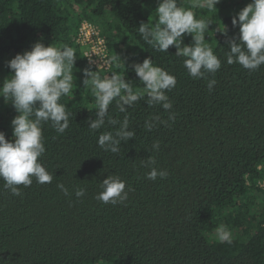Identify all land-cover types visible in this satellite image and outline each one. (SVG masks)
<instances>
[{"label":"trees","instance_id":"trees-1","mask_svg":"<svg viewBox=\"0 0 264 264\" xmlns=\"http://www.w3.org/2000/svg\"><path fill=\"white\" fill-rule=\"evenodd\" d=\"M147 1L0 0V83L11 74L6 62L36 42L70 46L77 56L73 91L60 99L71 114L69 128L58 134L50 121L42 123L46 151L39 159L54 176L52 183L33 179L15 196L0 179V264H264V189L258 185L264 163V65L249 71L226 62L228 41L239 34L232 18L247 4L235 1L229 12L209 15L205 43L222 66L206 79H194L175 46L160 52L143 40L140 23L155 22ZM85 18L105 31L108 76L117 73L134 91L142 89L134 65L151 57L154 66L177 79L167 92L175 120L151 131L145 121L168 118L160 105L141 99L121 113L112 102L109 114L121 122L127 115L136 134L118 153L104 151L97 140L119 125L106 122L95 133L89 128L96 104L91 83L84 84V69L101 78L106 72L89 65L76 43ZM224 26L226 32H216ZM190 37L185 45L193 42ZM211 79L216 84L209 91ZM18 114L0 96V131L9 140ZM156 141L158 151L152 147ZM150 155L155 167L168 171L166 179H147L150 168L142 161ZM108 175L126 182L127 200L113 205L96 199ZM77 188L85 189L83 197L75 196ZM218 225L230 230V244L217 239Z\"/></svg>","mask_w":264,"mask_h":264},{"label":"clouds","instance_id":"clouds-1","mask_svg":"<svg viewBox=\"0 0 264 264\" xmlns=\"http://www.w3.org/2000/svg\"><path fill=\"white\" fill-rule=\"evenodd\" d=\"M219 3L220 0H195L193 6L212 11L217 9ZM155 16L152 25L141 22L138 28L148 45L160 52H168L170 46H175V55L186 58L184 67L194 79H206L220 70L221 59L205 43V32L212 24L210 20L196 18L194 12L184 7L181 0H160ZM232 24L239 26V34L228 41L226 62L229 65L239 64L249 71L258 70L264 65V0H251L237 16H233ZM217 31L227 30L224 26L223 29L217 27ZM185 34L193 36V42L189 45L183 43ZM116 58L112 57L113 60ZM76 59V53L70 46L61 48L36 42L30 50L18 53L6 62L11 74L0 83V96L6 102L10 101L19 114L11 121L12 140L0 131V179L4 181V187L15 196L22 195L21 186L30 187L33 179L41 185L50 184L54 179L39 159L46 151L42 123L50 121L58 134H63L69 128L71 114L60 103V99L73 91ZM134 71L143 84L142 89L135 91L130 82L117 73L101 78L89 68L84 69V84L91 83L96 104V118L90 119V130L95 133L106 122L112 126L119 125L115 132L104 131L98 137L99 147L106 152L118 153L120 144L136 135L135 131L130 130L127 115L121 122L109 114V106L114 100L121 113H127L128 108L141 99L146 100L150 106L160 105L169 112L167 120L155 116L145 121L144 126L148 131L158 124L175 120L176 114L169 111L173 104L167 92L176 86V77L164 68L154 66L151 57L136 63ZM215 84V79L208 81L209 91L214 89ZM152 147L158 151L159 142H154ZM156 163L155 157L151 155L142 161L143 167L150 168L146 173L147 179H166L168 171L158 169ZM57 187L69 195L63 183ZM101 189L96 199L113 205L127 200L131 191L130 188L126 190V182L118 175H108L102 181ZM84 195L85 189L75 190L77 198ZM216 236L220 243L232 242L231 232L225 225L216 227Z\"/></svg>","mask_w":264,"mask_h":264},{"label":"built area","instance_id":"built-area-1","mask_svg":"<svg viewBox=\"0 0 264 264\" xmlns=\"http://www.w3.org/2000/svg\"><path fill=\"white\" fill-rule=\"evenodd\" d=\"M76 43L82 47L83 55L89 65L108 73L111 67L108 41L98 22L83 19L79 24ZM259 169L263 174L258 185L264 189V163L259 165Z\"/></svg>","mask_w":264,"mask_h":264},{"label":"rangeland","instance_id":"rangeland-1","mask_svg":"<svg viewBox=\"0 0 264 264\" xmlns=\"http://www.w3.org/2000/svg\"><path fill=\"white\" fill-rule=\"evenodd\" d=\"M235 1L241 2V4L242 3L248 4L251 2V0H220V3L216 6L217 9H214L212 11H209L208 9H201V8L194 7L193 5L195 3V0H181V3L183 4L184 7L190 8L194 12L196 18L199 19V18H202V16H204L206 18L205 20L207 21V20H211L210 14L212 12L219 13V14H216L218 16H221L222 14L229 12L231 10V8L235 7ZM223 2H225V4H228L226 10L223 6ZM159 3H160V0H148L147 1L148 6H150V8H149L150 16L154 19H156L155 9L158 7ZM204 17H203V19H204ZM98 24L101 25L100 22H98ZM210 29H211V26L209 27L207 32H210ZM103 32H105V31L103 30ZM190 36H191L190 34H185L183 36V43L191 42ZM107 76H108V73H104L102 75V78L107 77Z\"/></svg>","mask_w":264,"mask_h":264}]
</instances>
